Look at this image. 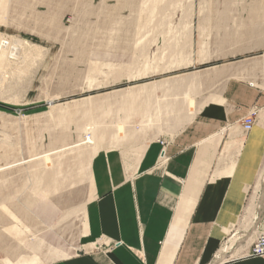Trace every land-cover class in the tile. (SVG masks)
Wrapping results in <instances>:
<instances>
[{"label":"rangeland","instance_id":"1","mask_svg":"<svg viewBox=\"0 0 264 264\" xmlns=\"http://www.w3.org/2000/svg\"><path fill=\"white\" fill-rule=\"evenodd\" d=\"M194 30L203 63L172 74L198 72L183 81L203 80L206 102L230 78L264 94V0H0V36L20 45L0 63V264H50L85 251L91 160L107 145L135 140L133 112L145 103L136 89L115 91L136 84L118 79L133 77L148 52L135 50L125 65L113 48L162 45L139 74H163L190 63ZM157 84L148 91L166 89ZM175 98L194 106L186 92ZM240 125L245 134L264 126V106L251 107ZM263 169L264 149L247 207L223 243L226 261L264 232V210L247 209L261 198Z\"/></svg>","mask_w":264,"mask_h":264},{"label":"crops","instance_id":"2","mask_svg":"<svg viewBox=\"0 0 264 264\" xmlns=\"http://www.w3.org/2000/svg\"><path fill=\"white\" fill-rule=\"evenodd\" d=\"M186 33L191 39L192 33ZM177 34L173 45L179 41ZM197 44L194 30L190 63L148 76L139 74L145 70L141 62L147 60L150 69L162 45L151 43L139 49L135 44L115 45L113 49L126 57L125 65L134 60L135 50L148 52L138 58L133 77L118 79L136 84L115 91L136 89L135 97L145 102L133 112L136 138L107 145L92 158L93 200L85 212L86 249L50 264H216L223 250L226 257L228 242L223 243L243 211L264 149V126L245 134L240 121L251 107L264 106V94L230 78L219 95H211L206 102V95H199L201 87L205 91L203 80L192 86L183 81L198 72L172 74L203 63ZM171 50L166 59L174 58ZM160 82L166 83L165 90L148 91ZM179 92L188 93L194 106L176 100ZM169 97H173L171 103L161 101L162 106H156L160 105L157 99ZM263 173L264 169L259 182ZM247 252L219 264H264V257Z\"/></svg>","mask_w":264,"mask_h":264},{"label":"bare ground","instance_id":"3","mask_svg":"<svg viewBox=\"0 0 264 264\" xmlns=\"http://www.w3.org/2000/svg\"><path fill=\"white\" fill-rule=\"evenodd\" d=\"M19 49H20V45L18 44L16 39H10V41H6L4 39V37L2 38V36H0V63L1 61L5 62L7 60L8 57H12L13 59L16 58L19 55ZM3 69H0V79L2 78L4 72L2 71ZM7 73V72H6ZM4 78V77H3ZM2 86V85H1ZM261 183L263 184V189L260 194H261V198L257 203L254 204L252 202V206L250 207L249 210H264V173H263V177H262V181ZM260 188V187H259ZM253 200V199H252ZM263 232V231H262ZM262 232H259L255 238L254 241H252V243L249 245V247L256 241L258 235ZM247 250V249H246ZM261 257V256H258ZM225 258V250H223L220 255L219 258L216 262V264H219L220 262H223Z\"/></svg>","mask_w":264,"mask_h":264},{"label":"built area","instance_id":"4","mask_svg":"<svg viewBox=\"0 0 264 264\" xmlns=\"http://www.w3.org/2000/svg\"><path fill=\"white\" fill-rule=\"evenodd\" d=\"M243 129L249 131L251 129V121L248 120L243 125ZM163 157V155H162ZM249 256H261L264 257V232L260 233L256 241L251 245L250 250H248Z\"/></svg>","mask_w":264,"mask_h":264}]
</instances>
